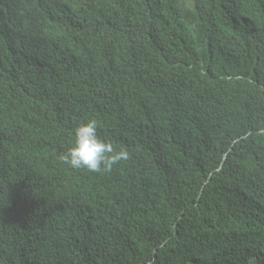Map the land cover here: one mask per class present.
<instances>
[{"label": "trees", "instance_id": "16d2710c", "mask_svg": "<svg viewBox=\"0 0 264 264\" xmlns=\"http://www.w3.org/2000/svg\"><path fill=\"white\" fill-rule=\"evenodd\" d=\"M0 264H264V0H0Z\"/></svg>", "mask_w": 264, "mask_h": 264}, {"label": "clouds", "instance_id": "9594fccd", "mask_svg": "<svg viewBox=\"0 0 264 264\" xmlns=\"http://www.w3.org/2000/svg\"><path fill=\"white\" fill-rule=\"evenodd\" d=\"M100 123L95 118L79 122L72 130V142L60 154V161L72 169H83L90 173H111L114 166L130 159L125 147H117L99 133Z\"/></svg>", "mask_w": 264, "mask_h": 264}]
</instances>
